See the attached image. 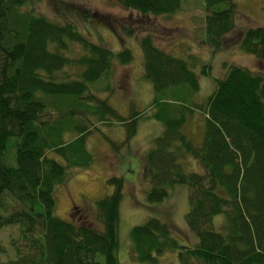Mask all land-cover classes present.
I'll list each match as a JSON object with an SVG mask.
<instances>
[{
  "label": "trees",
  "instance_id": "16d2710c",
  "mask_svg": "<svg viewBox=\"0 0 264 264\" xmlns=\"http://www.w3.org/2000/svg\"><path fill=\"white\" fill-rule=\"evenodd\" d=\"M30 2L0 0V231L15 226L19 236L11 244L13 258L0 264H119L123 179L109 177L111 193L96 202L101 229L81 207L71 210L68 221L57 218L53 193L72 172L92 164L86 141L100 127L123 126V142L134 134L144 112L126 117L97 94L111 93L114 63L129 64L132 53H114L71 23L24 10ZM116 2L148 20L176 14L182 0ZM203 7L200 44L212 54L233 46L228 36L235 28V0H203ZM124 30L134 35L130 26ZM138 42L142 79L153 90L149 109L161 124L139 164L145 200L157 204L175 186L187 187L185 221L196 243L181 244L169 224L151 217L129 231L133 260L159 264L158 257L173 251L178 264H264V26L237 40L244 53L258 59L259 72L229 65L215 79L203 67L214 91L202 101L193 99L198 80L188 62L162 51L148 33ZM71 45L82 54L70 56ZM69 67L79 71L67 74ZM100 83L104 86L96 91ZM190 159L199 171H184ZM216 216L223 217L221 231L213 229Z\"/></svg>",
  "mask_w": 264,
  "mask_h": 264
},
{
  "label": "rangeland",
  "instance_id": "374dc122",
  "mask_svg": "<svg viewBox=\"0 0 264 264\" xmlns=\"http://www.w3.org/2000/svg\"><path fill=\"white\" fill-rule=\"evenodd\" d=\"M235 2V28L228 36L234 45L214 54L200 44L203 38V0H182L181 9L176 14L169 17H150L148 20L139 19L135 12L125 10L116 0H31L29 6L23 8L28 10L30 7L34 14L54 23H71L89 41L114 53L121 49H128L132 53L133 59L129 64L114 63L110 80L113 88L111 93L97 94L107 97L116 110L126 117L132 113L144 112L137 120L134 134L128 142H123L127 133L123 126L100 127L99 132L91 134L86 141V147L93 156L92 164L86 169L72 172L66 183L57 187L53 193L54 215L57 218L68 221L71 210L81 207L85 210L87 218L101 229L97 222L96 202L111 193L112 188L106 183L109 177L123 179V197L119 206L117 226L119 264H137L131 256L129 231L133 226L140 225L151 217L169 224L171 235L181 244L193 246L196 243V238L185 221L188 211L187 187L175 186L168 197L157 204H149L145 200L146 186L140 180L139 164L143 154L151 148L153 140L159 135L161 124L153 118L152 110L149 109L153 90L150 83L142 79L143 59L138 39L148 33L162 51L188 62L198 80V91L193 99L202 101L214 91L210 77L202 74L203 67L211 78L215 79L222 78L229 65L256 73L261 69L258 59L244 53L237 40L246 30L264 26V0ZM91 13H95L98 17L96 19L99 20L85 17V14ZM129 26L133 29V36L124 30ZM70 49L73 51L70 56L77 57L82 54L78 45H71ZM65 71L72 74L79 69L69 67ZM97 86L96 91H100L104 84ZM195 117H191L194 124ZM189 130L191 138L198 145L199 136L195 135L192 127ZM190 160L184 162V171H199V164L193 159ZM222 222V216L214 217L213 229L221 231ZM18 238L15 226L0 231V245L4 249L0 261L13 258L14 250L11 244ZM158 263L178 264L176 253L165 252L158 257Z\"/></svg>",
  "mask_w": 264,
  "mask_h": 264
}]
</instances>
